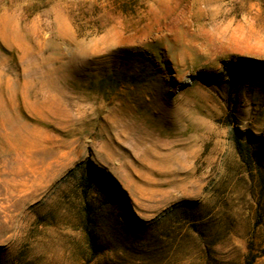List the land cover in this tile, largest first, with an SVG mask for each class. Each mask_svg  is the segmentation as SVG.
I'll list each match as a JSON object with an SVG mask.
<instances>
[{
    "label": "rangeland",
    "instance_id": "1",
    "mask_svg": "<svg viewBox=\"0 0 264 264\" xmlns=\"http://www.w3.org/2000/svg\"><path fill=\"white\" fill-rule=\"evenodd\" d=\"M0 264H264V0H0Z\"/></svg>",
    "mask_w": 264,
    "mask_h": 264
},
{
    "label": "trees",
    "instance_id": "2",
    "mask_svg": "<svg viewBox=\"0 0 264 264\" xmlns=\"http://www.w3.org/2000/svg\"><path fill=\"white\" fill-rule=\"evenodd\" d=\"M237 138H235V140H236ZM236 146L238 147V149H240V147H241V144H240V142H238L237 140H236ZM241 155H243V152L242 153H240Z\"/></svg>",
    "mask_w": 264,
    "mask_h": 264
}]
</instances>
